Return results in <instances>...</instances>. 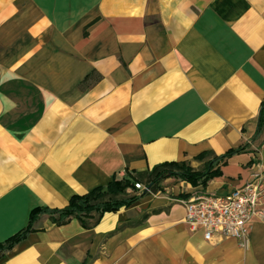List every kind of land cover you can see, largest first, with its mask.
<instances>
[{
  "label": "crops",
  "instance_id": "0c3cea01",
  "mask_svg": "<svg viewBox=\"0 0 264 264\" xmlns=\"http://www.w3.org/2000/svg\"><path fill=\"white\" fill-rule=\"evenodd\" d=\"M263 106L264 0H0V245L115 179L140 196L42 214L0 264H264V194L246 246L182 202L264 169ZM177 166L221 175L153 183Z\"/></svg>",
  "mask_w": 264,
  "mask_h": 264
},
{
  "label": "built area",
  "instance_id": "2783aa9c",
  "mask_svg": "<svg viewBox=\"0 0 264 264\" xmlns=\"http://www.w3.org/2000/svg\"><path fill=\"white\" fill-rule=\"evenodd\" d=\"M134 186L137 190H150L141 183ZM263 194L264 169H257L248 182L226 195L207 194L182 201L187 210L186 223L192 232L201 230L207 241L232 238L246 246Z\"/></svg>",
  "mask_w": 264,
  "mask_h": 264
},
{
  "label": "trees",
  "instance_id": "16d2710c",
  "mask_svg": "<svg viewBox=\"0 0 264 264\" xmlns=\"http://www.w3.org/2000/svg\"><path fill=\"white\" fill-rule=\"evenodd\" d=\"M264 117V106L261 111V119L260 124L262 125ZM259 125V130L261 128ZM245 150V147H239L237 149H230L224 156L219 158V160H225L235 154H239ZM215 175H221L220 172L211 173V172H195L191 169H187L183 172H166V173H159L155 176L153 183H157L158 181L167 178L176 176L185 180L191 184L198 185L199 183H206V181ZM122 182L118 180H113L109 185L105 187L97 188L91 192H88L83 195H76L74 196L69 204L61 209H48V208H38L32 211L29 226L8 240L5 244L0 245V251H5L14 247L17 243L22 241L32 230L33 224L38 219V217L42 214H48L53 217L55 223L58 225H63L69 222L72 218H77L82 220V218L89 216L90 214L97 212L100 215L104 213H111V212H118L123 208H127L131 206L133 203L137 202L140 196H129L128 199L125 200H118L115 202L110 203H103L101 206H93L91 205L92 200L97 199V197L105 192L109 193H121L124 192L127 188L132 187V183L130 181L123 182L124 185L121 184ZM57 216V217H56Z\"/></svg>",
  "mask_w": 264,
  "mask_h": 264
},
{
  "label": "rangeland",
  "instance_id": "374dc122",
  "mask_svg": "<svg viewBox=\"0 0 264 264\" xmlns=\"http://www.w3.org/2000/svg\"><path fill=\"white\" fill-rule=\"evenodd\" d=\"M187 169H190V168H186V167H175V170L176 172H183ZM122 185H124V183L122 182L121 183ZM131 189H133L132 187H129L127 188L124 192H121V193H109V192H105V193H102L100 194L97 199L95 200H92V203L91 205L93 206H101L103 203H110V202H115V201H118V200H125V199H128L129 196H130V192Z\"/></svg>",
  "mask_w": 264,
  "mask_h": 264
},
{
  "label": "water",
  "instance_id": "95a60500",
  "mask_svg": "<svg viewBox=\"0 0 264 264\" xmlns=\"http://www.w3.org/2000/svg\"><path fill=\"white\" fill-rule=\"evenodd\" d=\"M145 193H147V192H145Z\"/></svg>",
  "mask_w": 264,
  "mask_h": 264
}]
</instances>
